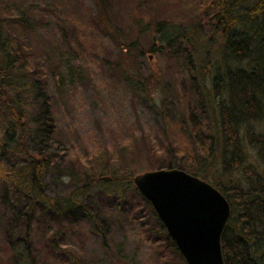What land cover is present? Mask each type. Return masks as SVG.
<instances>
[{"label":"trees","instance_id":"16d2710c","mask_svg":"<svg viewBox=\"0 0 264 264\" xmlns=\"http://www.w3.org/2000/svg\"><path fill=\"white\" fill-rule=\"evenodd\" d=\"M186 3L184 12H191L188 27L165 21L154 24L161 44L154 47V43L151 52L177 58L185 69L179 81L185 97L181 113H173L172 97H162L161 117L166 126L175 128L166 141L154 140L148 147L149 154H162L160 163L147 158L148 170L179 169L216 188L231 211L221 236L225 264H264V135L249 130L251 122L264 115V0ZM10 6L14 9L0 0V13L5 16V21L0 20V246H7L13 264H35L32 245L37 238L32 225L43 219L44 243L53 251L67 228L83 223L108 248L104 227L113 218L108 214L112 209L139 226L158 264H185L152 206L134 187L135 175L126 169L113 172L108 181L102 177L109 168L93 175L81 171V185L66 198L46 193L47 175L58 176L56 163L73 170V159L57 138L49 75L34 58L26 36L30 22L24 21L25 9ZM100 23L105 25L102 31L117 36L106 19L100 17ZM212 42L218 43L214 56ZM207 66L210 71L204 76ZM145 91V86L136 89L138 95ZM242 133L256 150L260 171L245 165ZM140 137L148 143V136ZM78 156V162L86 159ZM242 167L245 186L229 183ZM78 253L68 264H76Z\"/></svg>","mask_w":264,"mask_h":264},{"label":"rangeland","instance_id":"374dc122","mask_svg":"<svg viewBox=\"0 0 264 264\" xmlns=\"http://www.w3.org/2000/svg\"><path fill=\"white\" fill-rule=\"evenodd\" d=\"M187 1L1 0L8 9H14L10 6L13 3L25 9L24 21L30 22L26 36L34 58L44 65L49 75L57 138L66 145L73 159L70 162L73 170L56 163L58 176L47 175L44 188L48 195L66 198L81 185V171L93 175L103 167L109 168L102 177L108 181L113 172L123 169L132 175L151 171L147 158L160 163L162 154L159 151L149 154L148 147L154 140L158 144L166 141V135L175 128L172 123L166 126L167 120L161 117L162 97H172L173 113L184 110L185 95L179 89V81L185 69H181L180 62L171 54L151 52L154 43V47L161 44L154 24L165 21L188 27L191 12H184ZM13 14L16 16L15 10ZM4 17L0 13V20L5 21ZM100 17L111 24L110 28L114 27L112 30L117 36L112 33L110 37L101 30L105 25L100 23ZM216 45L212 42L210 55ZM200 51L204 57V51ZM207 67L208 70L202 71L204 76L210 71V66ZM142 86L146 91L138 95L136 89ZM26 125L31 127L27 122ZM250 126V131L264 135V115ZM142 134L148 136V143L142 140ZM242 135L247 156L245 165L260 171L256 150ZM125 138L130 140L126 142ZM102 152H106L105 157L100 156ZM78 154L86 159L78 162L81 157ZM84 160L89 161V167ZM243 167L233 172L229 183L245 186ZM108 214L113 217L104 227L108 248L83 223L67 228L53 251L44 243L45 221L41 218L34 222L31 231L37 238L32 245L34 263L68 264L77 250H81L74 259L76 264H158L139 226L126 222L124 216L112 209ZM11 257L7 246L4 249L0 246V264H13Z\"/></svg>","mask_w":264,"mask_h":264},{"label":"water","instance_id":"95a60500","mask_svg":"<svg viewBox=\"0 0 264 264\" xmlns=\"http://www.w3.org/2000/svg\"><path fill=\"white\" fill-rule=\"evenodd\" d=\"M132 183L152 206L185 264H225L221 236L231 211L216 188L179 169L145 171Z\"/></svg>","mask_w":264,"mask_h":264}]
</instances>
